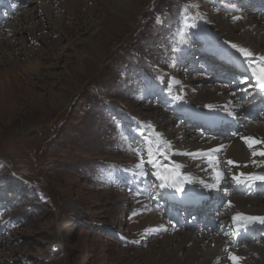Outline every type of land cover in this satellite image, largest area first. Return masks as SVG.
Listing matches in <instances>:
<instances>
[{"label":"rangeland","instance_id":"rangeland-1","mask_svg":"<svg viewBox=\"0 0 264 264\" xmlns=\"http://www.w3.org/2000/svg\"><path fill=\"white\" fill-rule=\"evenodd\" d=\"M126 1L0 0V264H143L166 245L186 257L191 244L204 252L223 242L204 224L210 228L219 210L185 229L182 209V228L172 227L161 199L168 191L181 199L220 191L227 211L245 206L264 217V196L230 197L236 180L225 169L215 188L199 183L210 162L186 156L192 175L177 178L183 191L161 188L146 151L151 139L169 169L177 165L173 146L211 152L221 167L219 158L231 160L246 175L264 173V156L246 154L264 152V143L249 148L243 139L264 142L257 132L264 115L239 105L253 96L264 112V89L252 76L261 62L230 46L264 56V15L251 0H133L138 13L127 18ZM98 39L103 57L87 75L82 61ZM215 52L245 64L240 99L218 80ZM99 57L91 55L95 63ZM224 70V77L232 72ZM181 113L198 117V127ZM244 249L264 264V240Z\"/></svg>","mask_w":264,"mask_h":264},{"label":"bare ground","instance_id":"bare-ground-1","mask_svg":"<svg viewBox=\"0 0 264 264\" xmlns=\"http://www.w3.org/2000/svg\"><path fill=\"white\" fill-rule=\"evenodd\" d=\"M126 4L128 7L125 10V12L122 14L127 18L134 17V15L138 13V8H139L138 3L133 1V0H127L125 5ZM118 22H119V20L114 21L111 24L113 26L118 25ZM89 49H90V52L92 54L84 57V59L82 61L83 68L85 69L84 72H86L87 75L91 74L92 71H95L96 69H98L99 62H101V58L103 57L102 52H101L102 49L100 47V40L99 39L96 41V43L91 44ZM99 54H100L99 60H98V62L95 63L91 59V55L96 56ZM5 89L6 88L3 87V83H0V94L4 93ZM212 103H214V101H212ZM257 132L259 134L264 135V128H262V127L257 128ZM222 147L223 146H220L218 148H222ZM170 149L173 151V153L176 156V162H177V165L180 166L179 169H180V173H182V174L192 175L190 173L188 167L187 168L184 167V165L186 163V156H187V159H190V160L195 161V162L203 161V162H210L211 163L210 168L207 170V172L210 174V176L207 175L206 172H204L203 177H201L199 179V183L203 182L202 183L203 185L208 184V183L209 184H215L216 183L215 178H214L216 171H220L224 177L223 169H225L227 172L225 176L227 178H228V172H229V175H231V177L234 175L238 176L239 174L243 173L242 171H239L235 167L234 164L228 165L227 159H226V161L222 160L224 158H219L221 160V162L223 163L222 164L223 166L221 167L219 165V163L217 162V156H213V153H211V152H202V151H193V150L183 151V150L179 149V147H173V146ZM254 151L259 153L260 149H254L253 148L252 150H250L249 153H246V154H251ZM206 175H207V178H209L211 180H208V182L204 183V181L207 180ZM243 179H244V177H241V180H243ZM204 188L208 189L206 187H204ZM225 194L228 196V193H225ZM201 195H202V193L195 194V196H197V197H199ZM237 204H240L243 206L242 203L237 202ZM232 210H233L232 216L234 214H242L244 216H257V217H259V215L257 213H255L254 211H252V209H249L245 206H243L241 209L232 208ZM189 251H190V254L188 256L180 257V252L178 250H174V249H172V247L170 245H166L159 252L152 254L143 264H224L223 242L216 244L214 246V248L209 249V250L204 251V252L199 251L198 247L195 244H191ZM260 256H261V254L259 252L252 251V253L250 255H240V257H242V259L240 260L239 263L257 264L258 260H260L259 259ZM262 263H264V262H262Z\"/></svg>","mask_w":264,"mask_h":264},{"label":"snow or ice","instance_id":"snow-or-ice-1","mask_svg":"<svg viewBox=\"0 0 264 264\" xmlns=\"http://www.w3.org/2000/svg\"><path fill=\"white\" fill-rule=\"evenodd\" d=\"M188 27H196L195 24L193 25H189ZM233 49H235L238 53H240L241 56H243L246 59H250L252 61V63L256 62V59H258L261 64L257 69H254L253 74L256 76V79L258 81V86L261 89H264V56H259L257 58H254V54L253 52H251L250 50L243 48V47H239L236 44H231L230 45ZM244 142L248 145L249 148H252L254 144H258V143H264L261 141H257L251 137H246L243 138ZM147 144L149 145V147L147 148V155H148V161L147 163L151 164L153 168L157 169V171L154 173V175H156L157 179H159L161 181V184L159 185L161 188H174L177 192H182L183 191V182L179 179H177L178 177H180V172H179V165H175L174 168L169 169L167 165H163L160 163V161L158 159H156L157 153H160V155H164V158L167 159V156L165 153H162L160 151V147L159 145H157V147L155 149H153L151 147L153 141L151 139H147ZM138 155L140 156V162L136 165V167L138 169H143L144 167V153H138ZM256 155H261L264 156V152H253V156ZM228 165H233L234 162L231 160L227 161ZM161 169H163V171H161ZM143 174V173H141ZM241 177H244L245 180L248 181H264V176H257V175H252V174H244L241 173L238 176L234 175L233 179L237 181V183L242 182L241 181ZM215 184H204V187L206 188H215L221 181V179L223 178V174L220 171H216L215 172ZM184 181H187L189 183H191V180L189 177L185 176L183 178ZM203 183V182H202ZM234 222H239L237 224V227L239 228L241 225L243 227H247L248 224L258 221L261 224H264V217H257V216H244L242 214H237L234 215L232 217ZM228 258L232 261V264H239L240 260L242 259V257H239L237 255H234L232 253H229Z\"/></svg>","mask_w":264,"mask_h":264}]
</instances>
